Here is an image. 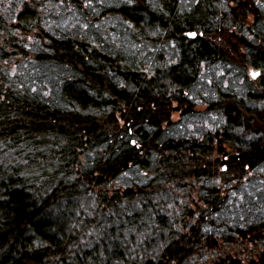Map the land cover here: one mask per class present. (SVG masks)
Wrapping results in <instances>:
<instances>
[{"label":"trees","instance_id":"obj_1","mask_svg":"<svg viewBox=\"0 0 264 264\" xmlns=\"http://www.w3.org/2000/svg\"><path fill=\"white\" fill-rule=\"evenodd\" d=\"M0 264H264V0H0Z\"/></svg>","mask_w":264,"mask_h":264},{"label":"rangeland","instance_id":"obj_2","mask_svg":"<svg viewBox=\"0 0 264 264\" xmlns=\"http://www.w3.org/2000/svg\"><path fill=\"white\" fill-rule=\"evenodd\" d=\"M162 50L165 55H169V54L171 55V53L173 52V49L168 46L163 48ZM219 72H222V70L218 64H208L207 66H204L203 69H200L199 74L201 81H197L195 83V86L192 88V94L194 95L196 106L191 112L190 114L191 116H188L187 119L186 118L183 119L184 122L186 121L188 122L186 123L187 129L184 130L185 133L191 132L202 137L203 130L216 124L215 121L216 118L214 119L216 113L213 110V108L210 106V102L213 99L212 97L214 93V87H213L214 85H216L217 83L221 85L233 84L235 87L241 84L244 85L245 82L244 79L235 78L233 76L224 77ZM207 107H210L211 109L207 110ZM172 132L175 133V130H172ZM199 189L200 188H194L191 189V191L195 195L196 193H199L197 192L199 191ZM177 197L178 198L181 197L182 199H184L181 193H177Z\"/></svg>","mask_w":264,"mask_h":264},{"label":"water","instance_id":"obj_3","mask_svg":"<svg viewBox=\"0 0 264 264\" xmlns=\"http://www.w3.org/2000/svg\"><path fill=\"white\" fill-rule=\"evenodd\" d=\"M190 36H194V33H191Z\"/></svg>","mask_w":264,"mask_h":264}]
</instances>
